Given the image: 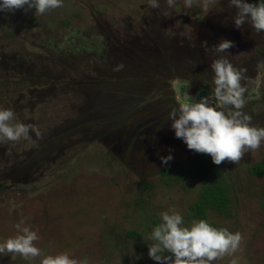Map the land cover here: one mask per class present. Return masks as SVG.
<instances>
[{
	"label": "rangeland",
	"instance_id": "1",
	"mask_svg": "<svg viewBox=\"0 0 264 264\" xmlns=\"http://www.w3.org/2000/svg\"><path fill=\"white\" fill-rule=\"evenodd\" d=\"M222 1L206 15L199 0L191 8L184 0L172 5L159 0L158 7L151 0H62L60 7L44 13L0 10V107L35 129L29 139L0 141V239L15 235V224L22 220L37 232L34 243L42 255L63 251L86 264H159L147 255L146 234L162 211L179 212L186 224L197 219L189 207L205 181L173 179L166 184L165 176L153 172L160 164L120 158L96 140L76 143L75 133L68 134L69 141L63 136L87 118L97 120L96 129L103 126L106 116L100 113L106 104L116 103L107 101L105 93L125 91L118 84L139 79L126 75L142 66L133 51L161 40L179 24L188 31L203 14L207 21L222 22L221 12L234 14ZM232 26L235 63L242 65L250 50L264 46V32L249 24ZM121 48L132 65L114 59ZM257 94L248 92L252 98ZM257 105L260 123L253 125L264 127V102ZM262 159L264 141L237 162L212 165L230 189L229 215L208 210L204 219L241 235L235 252L212 264L233 259L264 264V176L248 170ZM130 230L136 233L130 236ZM0 256L11 264H39L40 259Z\"/></svg>",
	"mask_w": 264,
	"mask_h": 264
},
{
	"label": "clouds",
	"instance_id": "2",
	"mask_svg": "<svg viewBox=\"0 0 264 264\" xmlns=\"http://www.w3.org/2000/svg\"><path fill=\"white\" fill-rule=\"evenodd\" d=\"M197 0H184V5L193 7ZM159 0H151L152 7H158ZM169 5L174 0H168ZM205 14L219 4V0H199ZM229 8H235L231 19L235 27L249 24L257 32H264V0H227ZM62 0H0V10L33 9L44 13L60 7ZM211 5V6H210ZM233 42L219 39L211 48L209 69L212 73V97L199 99L185 98L169 119V127L175 137L180 138L190 150L206 153L211 161L220 164L227 159L240 160L242 154L256 149L264 141V127L250 123L251 117L243 111L245 86L241 83V73L223 53ZM32 126L16 119L9 108L0 107V141L29 139ZM39 135V133H36ZM172 159L171 153L161 156L166 164ZM159 223L146 234L147 255L159 264H212L225 253L231 254L238 248L241 235L225 227H214L205 219H194L185 223L182 215L174 210L162 211ZM15 235L0 239V255H17L24 259L39 257V264H86L67 252L42 255L35 245L39 236L21 220L15 224ZM231 264H237L233 259Z\"/></svg>",
	"mask_w": 264,
	"mask_h": 264
},
{
	"label": "flooded vegetation",
	"instance_id": "3",
	"mask_svg": "<svg viewBox=\"0 0 264 264\" xmlns=\"http://www.w3.org/2000/svg\"><path fill=\"white\" fill-rule=\"evenodd\" d=\"M221 3L225 9L229 8L227 0ZM230 11L232 14L235 13L232 8ZM221 14L225 15L222 22L211 19L207 21L209 17L203 14L190 23L193 28L189 27L188 31L182 29L184 23L182 26L179 24L172 29V33L161 40L157 38L150 45L137 49L139 52L133 51L131 54L135 60L142 62V66L139 65L138 69L126 67L130 69L126 75L131 78L137 76L139 79L124 80L118 84L119 88L125 91L117 89L105 93L107 101L113 98L116 103L106 104L105 112L100 113V117L106 116L103 126L96 129L94 122L97 120L89 121L87 118L78 127L64 132L67 134L63 136L67 138L66 141H69L68 134L75 133L79 137L74 140L76 143L96 140L102 142L106 151L115 152L120 158L128 157L154 166L160 164L159 170L154 169L153 172L162 176L165 174L166 178L182 176L181 180L198 179L188 174L183 176V171L179 172L188 168L193 157L198 156L200 152L188 149L180 138L175 137L169 127L171 123L169 115L177 109L180 100L184 98L199 99L200 96H208L210 102H213L212 73L209 69L212 56L209 53L212 46L221 38L233 42V32H236L232 26V15L224 12ZM201 25L208 27L203 26L201 29ZM233 45L234 43L222 55L231 61L233 67L241 73V80H244L246 91L243 111L251 117V124L260 123L256 115L260 109L257 104L264 102V54L259 52L264 53V46L250 50L249 55L243 57L242 65H237L235 59H238V54H235ZM117 51L118 55L114 57L117 62H129L128 64L132 65L133 59L131 61L127 59L122 48ZM247 58L249 59L246 60ZM111 86L113 88L116 84ZM251 90L258 93L253 98L248 96ZM169 152L172 159L162 164L160 157ZM27 167L30 168L31 164L29 163ZM3 259H6L5 256H0V264H11L3 262Z\"/></svg>",
	"mask_w": 264,
	"mask_h": 264
},
{
	"label": "trees",
	"instance_id": "4",
	"mask_svg": "<svg viewBox=\"0 0 264 264\" xmlns=\"http://www.w3.org/2000/svg\"><path fill=\"white\" fill-rule=\"evenodd\" d=\"M188 168L179 170L185 174L197 177L199 180L205 181L200 187L197 198L191 203L189 211H193V218L204 219L207 216V211H215L216 213L229 215L230 207V194L227 186V182L222 178V174L213 170V162L206 153H200L198 156H194L193 160ZM250 173L256 176H264V159L251 164L248 167ZM165 174H163L164 176ZM161 175V179L163 178ZM181 177V178H180ZM214 178V180H213ZM166 184H171L174 179L180 181L182 176H175L163 178ZM146 188H149L151 184L148 182L145 184ZM136 233L135 230L128 231L130 236Z\"/></svg>",
	"mask_w": 264,
	"mask_h": 264
}]
</instances>
